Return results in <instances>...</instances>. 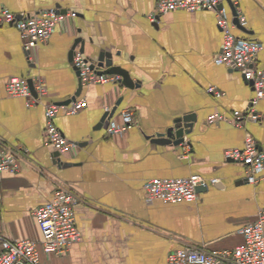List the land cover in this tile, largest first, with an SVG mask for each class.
Returning a JSON list of instances; mask_svg holds the SVG:
<instances>
[{
    "label": "crops",
    "instance_id": "1",
    "mask_svg": "<svg viewBox=\"0 0 264 264\" xmlns=\"http://www.w3.org/2000/svg\"><path fill=\"white\" fill-rule=\"evenodd\" d=\"M156 2L0 0V10L17 16L49 8L76 13L56 24L31 59L18 27L0 22V145L19 156V171L0 173V251L3 238H42L34 210L61 185L80 196L75 211L82 239L64 254L41 250L48 264H168L169 253L179 247L234 248L244 241L241 229L264 208V181L249 182L246 166L225 151L243 147L247 134L262 143L264 98L255 106L260 119L245 117L242 126L234 125L230 117L248 110L255 90L241 70L217 62L223 30L215 11L177 9L152 21ZM223 4L235 33L264 46V0ZM237 10L247 30L235 24ZM73 49L91 61L103 50L112 52L114 64L128 69L136 86L83 84L77 99L85 98L87 106L75 114L60 109L56 123L77 143L72 153L60 154L62 162L72 163L64 166L47 140L45 112L48 101L68 100L78 89ZM257 63L264 68V47ZM12 76L42 78L46 100L28 106L26 97L8 94ZM117 103L112 118L120 121L122 111L132 109L134 123L111 135L99 124ZM215 112L228 120L207 123ZM186 114L195 115L186 142L152 140ZM193 173L219 181H209L192 202L148 199L150 178Z\"/></svg>",
    "mask_w": 264,
    "mask_h": 264
},
{
    "label": "built area",
    "instance_id": "2",
    "mask_svg": "<svg viewBox=\"0 0 264 264\" xmlns=\"http://www.w3.org/2000/svg\"><path fill=\"white\" fill-rule=\"evenodd\" d=\"M224 0H157L154 11L150 14L152 21L167 12L177 9L188 11L213 10L217 16L218 25L223 30V43L217 56V62L231 68L241 70L247 80L253 81L255 95L251 99L247 111H235L230 121L236 126L243 125L245 117L260 119L255 106L264 98V68L257 63L263 43L256 40L239 37L235 25L231 21L224 6ZM241 23H244L241 10L236 11ZM75 12L61 13L56 8L43 9L34 14L17 16L7 8L0 10V22L14 24L23 37V45L29 58L41 43L51 37L57 23ZM74 64L80 70L83 84L120 82L121 76L112 73H100L92 67L82 52L76 50ZM34 94L29 81L23 76H12L6 85L11 96H24L28 106L38 105L46 100L48 88L42 78L34 81ZM209 91L221 94L219 90L210 87ZM88 102L85 98L75 99L68 105H61L54 101L46 104V137L60 154H70L76 146L56 123L61 108L67 113L75 114L85 108ZM109 110V108H107ZM228 117L222 112H215L208 116L207 123L213 124ZM134 123V112L125 109L121 113V120H110L108 133L119 134L125 132ZM229 159L236 160L246 166V179L251 183L264 181V138L260 144L252 134H247L243 147L229 148L225 151ZM19 156L17 152L6 144L0 145V173L8 170L19 171ZM219 181L218 178L208 180L199 173L180 177H154L147 180L145 189L150 201L160 199L164 202H192L198 197L197 187ZM80 196L70 187L61 185L53 197L34 210V215L42 231L40 240L32 238L12 239L3 238L0 251V264H48L41 259V250L46 254H64L75 243L82 239V232L76 220L75 206ZM244 241L234 248H213L198 246H183L169 253L168 264H264V208L260 209L256 220L247 223L241 229Z\"/></svg>",
    "mask_w": 264,
    "mask_h": 264
},
{
    "label": "water",
    "instance_id": "3",
    "mask_svg": "<svg viewBox=\"0 0 264 264\" xmlns=\"http://www.w3.org/2000/svg\"><path fill=\"white\" fill-rule=\"evenodd\" d=\"M224 6V4H221V7ZM235 24L243 29V30H247V28L241 24L240 20L238 17L235 18L234 20ZM76 50L73 49L72 51V62L74 63V55H75ZM88 60H93V59H88ZM92 62V67L96 68L100 73H112V74H118L121 76L120 82H122L124 85H126L127 87H135L136 86V81L133 79V77L131 76V73L128 69L122 67V66H118L116 64H114L113 62V54L110 51H106L103 50L99 53V55L97 56V59L95 61H91ZM75 68L77 69L78 74L80 75V70L77 68V66L74 64ZM236 69V68H235ZM29 84L34 92V94L37 95L36 91H35V87H34V80L32 78H28ZM251 84H253L252 80H248ZM83 89V83L82 80L80 78V83L78 86L77 91L75 92V94L68 98V100H64L62 102H58L60 104H64V105H68L70 104L73 100H75L82 92ZM117 105L118 103L113 107L112 110H108L104 113L103 118L101 123L99 124V126H104V127H108L110 124V120L112 119V117L114 116L116 110H117ZM195 118L194 114H186L183 117L179 118L176 120V125L175 126H171L170 128H168V130L166 132H159L157 134H155L152 137V140L158 143H162V144H174V145H181L182 143L186 142V135L189 134L191 132V121H193V119ZM77 144V143H75ZM55 161L57 163H62L64 166H70L72 165L71 162H62V160L60 159V152H56L55 153ZM208 185H200L197 187V191H201L205 188H207Z\"/></svg>",
    "mask_w": 264,
    "mask_h": 264
}]
</instances>
